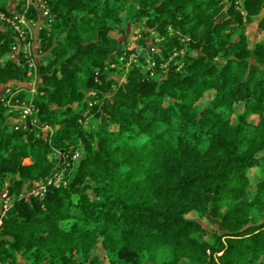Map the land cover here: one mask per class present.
Returning <instances> with one entry per match:
<instances>
[{"label": "trees", "instance_id": "trees-1", "mask_svg": "<svg viewBox=\"0 0 264 264\" xmlns=\"http://www.w3.org/2000/svg\"><path fill=\"white\" fill-rule=\"evenodd\" d=\"M21 18L41 26L30 58ZM258 18L264 32V0H0V259L260 264Z\"/></svg>", "mask_w": 264, "mask_h": 264}, {"label": "rangeland", "instance_id": "rangeland-1", "mask_svg": "<svg viewBox=\"0 0 264 264\" xmlns=\"http://www.w3.org/2000/svg\"><path fill=\"white\" fill-rule=\"evenodd\" d=\"M259 20L260 18L256 19L255 22L251 23L250 25H248V27L246 28V36L248 38V40L250 41L251 44H254L260 40H262L264 38V32L262 30H260L259 26H258V23H259ZM114 36L115 37H118V33H114ZM135 35H130L128 40L131 41L130 45H129V49H132L134 48L136 45H137V41H138V37H134ZM123 40V38H121ZM125 64H121L117 69V71L114 73L115 77L118 78V80H122V74H121V69L124 67ZM33 89L36 87V82L35 81H32L31 83ZM213 92H208L204 99H203V105L206 106L207 103L212 99L213 97ZM243 107L244 105L242 103H239V104H236L235 105V108L237 111L241 112L243 110ZM89 125L92 127V128H96L97 126V121H90L89 122ZM26 163L30 164L31 162L29 160L26 161ZM188 218L190 219H198L202 222H204L203 220H201L199 217H197L195 214H190L188 215ZM71 222H64L62 225L65 226V227H68L70 225ZM207 226H216L215 222H211V223H208L206 222L205 223ZM95 256H98L104 263L106 262V258H105V253H104V250L102 249V247H99L97 249H95L92 253H91V257H95ZM167 255L166 253H162V255L160 256V260L166 258ZM25 259L24 258H20V261H24ZM7 262L10 263L9 259L6 260ZM264 261V258L262 259V262ZM260 262V264L262 263ZM12 264V263H10ZM83 264V263H81ZM182 264H189L186 260L183 261Z\"/></svg>", "mask_w": 264, "mask_h": 264}, {"label": "built area", "instance_id": "built-area-1", "mask_svg": "<svg viewBox=\"0 0 264 264\" xmlns=\"http://www.w3.org/2000/svg\"><path fill=\"white\" fill-rule=\"evenodd\" d=\"M40 1V0H38ZM42 1V0H41ZM43 6L44 4L41 5V10H43ZM43 15L45 17H48L49 11L48 10H43ZM12 25L15 27V29L18 31L19 33V38L21 39V41H23L24 44V54L26 58H30L31 57V43L30 42H25L27 40V34H31V36H33V34H36V31L38 32L41 29V26L39 23L35 22V21H27L24 18H21L18 22V24L16 22H11ZM18 49H20V46H15L13 48V53H18ZM31 66L34 67L35 62L32 60L29 61ZM7 93L9 95H12L11 90H8ZM9 103V102H8ZM32 110L29 106L23 105L21 106V116H20V120H18V122H23L29 115H31ZM60 181V177H57L56 179H50L49 183L55 182L58 183ZM41 189L45 190V187L42 186ZM2 199H3V214L8 210L9 205L11 203V198L6 194H2ZM1 220H0V225H1ZM0 264H10L7 261H3L0 259Z\"/></svg>", "mask_w": 264, "mask_h": 264}]
</instances>
